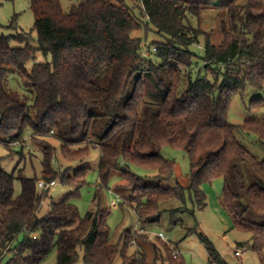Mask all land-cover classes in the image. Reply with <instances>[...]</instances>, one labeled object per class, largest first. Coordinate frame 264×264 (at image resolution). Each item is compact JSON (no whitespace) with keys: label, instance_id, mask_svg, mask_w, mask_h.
Returning a JSON list of instances; mask_svg holds the SVG:
<instances>
[{"label":"trees","instance_id":"16d2710c","mask_svg":"<svg viewBox=\"0 0 264 264\" xmlns=\"http://www.w3.org/2000/svg\"><path fill=\"white\" fill-rule=\"evenodd\" d=\"M29 5L39 47H11L12 40L28 43V34L0 36V142H17L30 130L32 140L44 146L43 171L41 179L22 173L16 177L2 170L0 160V264H42L54 250L57 264H77L80 252L83 264H115L119 248L111 243L109 212L81 217L73 203L91 169L73 176L61 173L54 166L56 149L44 142L51 136L61 142L67 161H82L91 149H99L101 186L120 175L125 183L117 188L131 191V205L143 226L158 222L159 205L167 200L182 204L172 215L188 211V197L194 209H204L203 186L222 178L221 207L233 228L250 234L253 250L261 253L264 224L253 218L264 216V159L249 151L237 132L255 134L264 146V120L233 126L228 112L233 98L243 97L248 88L264 90V2L247 0L239 6L238 0H134L129 7L127 0H82L69 13L61 0H29ZM207 8L227 12L219 45L213 42L214 32L201 27ZM151 27L163 40L152 42L146 56L144 41L131 34L148 33ZM38 53L50 60L37 62ZM11 70L32 86V106L7 91ZM251 106L263 108V99ZM164 147L187 154V188L146 185L129 170L135 165L157 171L159 181L173 179L176 164L162 156ZM244 162L254 174L249 186L241 170ZM16 180L21 183L18 197ZM40 180L79 188L52 203L41 219L48 195L38 191ZM124 236L122 264H144L142 253L127 252L138 240H148L147 235ZM202 241L211 263L226 264L207 239ZM165 250L169 264H182L169 246Z\"/></svg>","mask_w":264,"mask_h":264},{"label":"rangeland","instance_id":"374dc122","mask_svg":"<svg viewBox=\"0 0 264 264\" xmlns=\"http://www.w3.org/2000/svg\"><path fill=\"white\" fill-rule=\"evenodd\" d=\"M81 1L61 0L64 13H69L71 8ZM262 1L264 2V0ZM132 2L134 0H127V5L132 7ZM246 3L247 0H238L239 6H245ZM226 18L227 12L224 10L213 8L203 10L201 27L206 32H214L213 42L216 45H219L223 40L221 25ZM12 22L15 23L10 28ZM34 24L35 19L30 9L29 0H0V36L29 35L28 43L12 40L10 43L12 48H25L27 44L33 48L39 47L38 35L34 30ZM193 25L198 26L195 20H193ZM152 30L153 28L151 27V31L148 33L142 30L131 34L133 38H139L144 41L146 49L144 54L146 56H149V47L152 42L163 40L162 37ZM197 53L202 54L200 48L197 49ZM49 60L50 57L45 58L41 53H38L36 58L37 62ZM31 66L32 63L28 64L29 69ZM5 85L9 94L22 104L28 107L33 105L35 92L32 86L18 72L11 70L7 75ZM257 98H262L264 104V90L257 91L256 89L248 88L243 97L235 96L228 112L229 123L233 126H242L249 120H264V107L257 109L251 106V102ZM237 137L256 157L260 160L264 159V146L258 141L255 134L238 131ZM44 142L56 149L54 166L61 173L68 171L70 176H73L79 169H91L85 177L86 185L79 189V196L73 200V203L78 208L81 217H85L89 212L95 213L98 210L109 212L107 223L111 232V243L119 248L115 264H122V249L126 233L147 235L148 240H138L137 246L132 245L127 252V255L130 256L137 252L142 253L145 256L144 264H169L165 245L172 250L175 248L181 253L179 262L182 264H216L211 263L207 247L204 245L202 238L207 239L214 246L226 264H264V249L261 253L253 250L252 236L234 229L229 215L221 207L220 201L224 186L222 178H218L211 184L203 186L207 203L204 209H194L188 197V211L172 215L170 211L181 208L182 204L174 199L167 200L159 205L162 215L158 222L150 226H143L137 221L135 210L131 205V191L128 188L121 190L117 188L118 185L125 183L120 175L112 177L107 187L101 186L98 173L101 161L99 149H91L89 156L82 161L71 162L63 158L60 152L62 145L60 141L51 136L45 138ZM6 146L0 142L1 168L4 172L15 174L16 177L19 173H22L28 179L42 178L44 146L32 140V132L30 130L26 131L22 139ZM161 154L176 164L175 177L173 179L159 181L155 179L157 171L135 165H130L129 170L143 177L146 185H161L165 188H172L180 184L187 188L191 172L187 154L182 149L170 147H164ZM241 170L246 177L247 185H251L254 174L250 163H242ZM14 187L15 197H18L21 194L20 181L16 180ZM78 188L77 185H63L59 181L48 185L46 189L38 188L40 193L46 191L48 195L43 202L39 218L43 219L49 213L52 203L61 202ZM110 190L122 198V202L117 207L111 205L113 197ZM192 210H194V213H192ZM253 219L264 224V216H255ZM190 231L194 233L190 235ZM160 233L165 236L166 239L164 241L157 238ZM21 240L22 237L19 238V241ZM239 244L246 246L238 247ZM237 249L243 252L242 256H236ZM9 258L10 256L5 261ZM42 264H57V250H54ZM77 264H83L82 252H80V260Z\"/></svg>","mask_w":264,"mask_h":264},{"label":"built area","instance_id":"2783aa9c","mask_svg":"<svg viewBox=\"0 0 264 264\" xmlns=\"http://www.w3.org/2000/svg\"><path fill=\"white\" fill-rule=\"evenodd\" d=\"M38 187L41 188V189H46L48 187V185H46L43 181H40L38 183ZM112 194V201H111V205L113 207H117L121 202H122V198L117 195V194H114V192H110ZM158 239L164 241L166 238L165 236L160 233L158 236H157ZM243 252L240 250V249H237L236 251V256H242ZM172 256L174 259H177L181 256V253L177 250V249H173V252H172Z\"/></svg>","mask_w":264,"mask_h":264},{"label":"crops","instance_id":"0c3cea01","mask_svg":"<svg viewBox=\"0 0 264 264\" xmlns=\"http://www.w3.org/2000/svg\"><path fill=\"white\" fill-rule=\"evenodd\" d=\"M110 192H112V191H110Z\"/></svg>","mask_w":264,"mask_h":264}]
</instances>
